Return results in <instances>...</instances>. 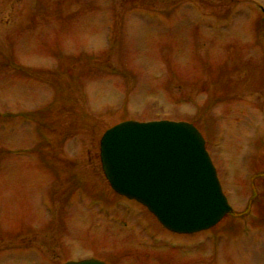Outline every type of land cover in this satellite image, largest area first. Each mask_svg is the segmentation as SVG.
<instances>
[{"label": "rangeland", "instance_id": "rangeland-1", "mask_svg": "<svg viewBox=\"0 0 264 264\" xmlns=\"http://www.w3.org/2000/svg\"><path fill=\"white\" fill-rule=\"evenodd\" d=\"M187 121L229 204L176 233L110 188L100 141ZM264 264V0H0V264Z\"/></svg>", "mask_w": 264, "mask_h": 264}, {"label": "water", "instance_id": "water-1", "mask_svg": "<svg viewBox=\"0 0 264 264\" xmlns=\"http://www.w3.org/2000/svg\"><path fill=\"white\" fill-rule=\"evenodd\" d=\"M103 170L112 188L145 205L168 229L195 233L233 208L200 130L187 121H125L101 138ZM65 264H106L97 259Z\"/></svg>", "mask_w": 264, "mask_h": 264}, {"label": "flooded vegetation", "instance_id": "flooded-vegetation-1", "mask_svg": "<svg viewBox=\"0 0 264 264\" xmlns=\"http://www.w3.org/2000/svg\"><path fill=\"white\" fill-rule=\"evenodd\" d=\"M123 197V196H122ZM136 202V201H135ZM137 204H139L138 202H136ZM141 205V204H140Z\"/></svg>", "mask_w": 264, "mask_h": 264}]
</instances>
